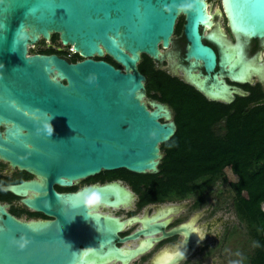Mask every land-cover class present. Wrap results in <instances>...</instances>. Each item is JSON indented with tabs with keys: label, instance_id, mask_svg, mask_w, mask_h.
<instances>
[{
	"label": "water",
	"instance_id": "95a60500",
	"mask_svg": "<svg viewBox=\"0 0 264 264\" xmlns=\"http://www.w3.org/2000/svg\"><path fill=\"white\" fill-rule=\"evenodd\" d=\"M206 4V0H0V125L5 126L0 130V158L42 178L10 188L16 194L34 190L23 201L52 217L25 222L0 205V264H101L118 257L120 250L112 240L120 222L94 213L86 218L79 191L60 193L53 183L69 185L101 170L158 171L160 144L174 134L176 125L159 121L162 115L169 117L165 105L147 108L142 100L146 77L137 64L142 53L160 59L159 44L168 46L176 20L183 15L187 57L200 59L213 70L217 55L203 43L199 31L200 25L211 24ZM221 6L231 32L262 40L258 61L264 66V0H221ZM52 33L59 34L61 44L72 45L82 59L72 62L55 53L28 52L29 44L49 40ZM105 54L121 68L93 57ZM201 90L218 98L206 87ZM45 122L53 128L50 137L43 130ZM94 187L102 191L106 204L130 197L115 183ZM21 234L29 239L23 249L11 243Z\"/></svg>",
	"mask_w": 264,
	"mask_h": 264
},
{
	"label": "flooded vegetation",
	"instance_id": "af4514ba",
	"mask_svg": "<svg viewBox=\"0 0 264 264\" xmlns=\"http://www.w3.org/2000/svg\"><path fill=\"white\" fill-rule=\"evenodd\" d=\"M215 20L216 18L211 17V24L208 27L204 25H200L199 27L203 43L210 46L217 55V64L213 70L208 71L200 59L187 57L186 51L189 42L183 32V25L185 23L184 16H179L177 18L176 23L181 21V26L180 29L177 30L175 24L172 39L168 46L159 44V49L162 52L159 60L156 61L152 58L155 63L154 67L158 70H162L173 79L189 85L210 101L231 103L235 101L237 97L250 93L251 89L245 87V84L253 86L259 82L264 90V83L259 79L257 71L249 68L250 72L248 76H246L247 78L245 77L246 80H237L235 78L238 77L234 75L237 74L236 72H238L240 68V62L237 60L234 64L236 67L230 72L229 68H232V65L223 58L224 51H226L225 49L227 47H231V45H240L242 61L257 66L258 57L263 50L262 40L254 37L244 38L239 34L231 32L227 25L226 18L225 25L229 30L227 34L218 32L216 29L213 30L211 29V25L215 23ZM226 35H228L231 41L226 39ZM259 48H262V50H259ZM57 49L61 50L59 48ZM103 60L111 63L106 59ZM221 61L222 64H220ZM111 64L114 65L113 63ZM119 68H121V66ZM203 87H206L209 92L222 89L223 94L222 96H218V98H211L201 90ZM160 97V91L154 88L149 89L145 85L142 100L147 108L149 110L157 109V103L165 105L169 111V117L162 115L159 117V121H172L175 123V114L171 104L168 101L162 100ZM221 124L222 123L219 122L214 126V130L217 133L223 132ZM4 129V124H1L0 130L3 132ZM114 170H101L94 175L75 179L69 185L53 183V188L57 192L64 194L78 192L86 186H102L113 183L118 184V186L130 192L128 200H123L118 202V204L112 205L104 203L102 207L94 212V214L102 215L105 219L107 217V221H109L108 218H115L117 219L116 221L121 224L116 232L117 235L112 240V243L119 248L120 254L118 257H116V255L112 256L101 264L163 263V261H166L162 256L163 249L167 246L182 242L185 234L191 232L193 228L203 229L205 225L198 223L200 216L217 213L210 212L211 204L210 200H207V192L213 185L208 187L202 194L192 193L180 199H165L163 201L150 200L143 203L144 190L142 188H144V183L141 182L139 184L142 190L136 189L132 185L130 178L124 173L117 171V169ZM32 179L42 181L40 176L29 173L17 166H12L8 161L0 158V205L12 216L21 221L51 220V216L36 211L23 201L25 196H31L36 193L34 190L27 189L25 194H16L10 188L12 185H17L23 181ZM112 198H114L113 195L110 196V199ZM184 199L192 200L181 205L173 204ZM182 206L187 207L190 211L202 207L203 212H182ZM168 207L173 208L168 210ZM164 209L165 212H161ZM233 213L236 218H238L236 212ZM239 221L241 220L239 219ZM214 224L215 223H210L207 225L206 230H204L206 233L205 238L199 241V243L197 234L194 232L189 233L185 244V247L187 246L188 248V252L185 254L186 258H180L174 264H203L201 260L202 255L209 252L212 246V244L206 240V237L211 232V228ZM174 229L175 231L172 232ZM106 248L107 247H105V249Z\"/></svg>",
	"mask_w": 264,
	"mask_h": 264
},
{
	"label": "trees",
	"instance_id": "16d2710c",
	"mask_svg": "<svg viewBox=\"0 0 264 264\" xmlns=\"http://www.w3.org/2000/svg\"><path fill=\"white\" fill-rule=\"evenodd\" d=\"M180 26L181 21H178L176 29ZM58 39V33L51 34L52 44ZM34 53H57L72 62L82 59L77 52L68 56L66 51L52 45ZM95 59H106L116 67L121 66L109 55ZM154 64L150 56L142 53L137 66L146 77L145 85L160 91V98L171 104L176 130L160 144L162 157L157 172L138 173L125 168L117 171L130 178L136 189L144 190L145 203L202 194L225 167H230L237 177L229 182L233 191L232 206L246 224L253 242L252 252L244 264H264V212L260 208L264 201V90L261 83L245 84L251 89L250 93L231 103L210 101L189 85L156 69ZM219 122L222 123L221 133L214 130ZM141 182L144 183L142 189Z\"/></svg>",
	"mask_w": 264,
	"mask_h": 264
},
{
	"label": "rangeland",
	"instance_id": "374dc122",
	"mask_svg": "<svg viewBox=\"0 0 264 264\" xmlns=\"http://www.w3.org/2000/svg\"><path fill=\"white\" fill-rule=\"evenodd\" d=\"M206 1L212 17L216 18L215 23L211 25V29H216L218 32L227 34L229 30L225 25L226 22L222 11L221 0ZM226 39L231 41L228 35H226ZM42 40L41 38L37 42L29 44L28 52L34 53L39 48L53 45L54 47L66 51L69 56L74 55L72 46L69 44H61L60 39L54 44L51 43L50 39H44V44ZM31 50L33 52H31ZM259 50H262V48H259ZM161 52L162 51H160V53ZM93 57L95 58L96 56ZM258 60H261L260 56ZM236 178V175L231 171L230 167L227 166L224 168L223 173L214 178L213 186L207 192V200H210L211 204L210 212L217 213L205 214L198 219V223L205 225L203 230H206L208 224L215 223L211 228V232L206 237V240L210 242L212 246L209 252L202 255L201 260L203 264H233V262L244 264L252 252L253 242L248 234L247 226L243 221H239L233 213L235 212L232 206L233 191L229 182L235 181ZM192 199L179 200L178 203L190 201ZM201 211L202 207L195 208L192 211L188 210L187 207L182 208V212ZM237 253H240V255L238 256Z\"/></svg>",
	"mask_w": 264,
	"mask_h": 264
},
{
	"label": "clouds",
	"instance_id": "9594fccd",
	"mask_svg": "<svg viewBox=\"0 0 264 264\" xmlns=\"http://www.w3.org/2000/svg\"><path fill=\"white\" fill-rule=\"evenodd\" d=\"M181 7H184V5H181ZM167 10V9H166ZM0 67H3V65H0ZM44 132L47 136H51L53 133V128L49 122L44 123ZM39 131V130H38ZM151 136H154L155 133H150ZM77 195L80 198V202L82 206L85 208L86 218H89L92 213H94L96 210H98L100 207H102L105 203L104 201V195L102 191L97 189L94 186H86L82 188ZM196 233L199 237V241H202L205 238V231L202 228H193L191 232L189 233ZM188 234H185L182 242H179L174 245L167 246L165 249L162 250V256L166 261H172L177 258L185 259V244L188 237ZM11 243L17 244L21 249H23L28 243L29 239L24 235L21 234L20 239L16 240L15 238H12ZM258 246V245H256ZM183 249V250H182ZM239 256L240 253H237ZM233 264H239V262H233Z\"/></svg>",
	"mask_w": 264,
	"mask_h": 264
},
{
	"label": "bare ground",
	"instance_id": "6f19581e",
	"mask_svg": "<svg viewBox=\"0 0 264 264\" xmlns=\"http://www.w3.org/2000/svg\"><path fill=\"white\" fill-rule=\"evenodd\" d=\"M206 14H208L210 16V19H211L212 15H211V12L208 10V5L207 4H206ZM214 38H215V36H214ZM225 50L226 51H224L223 58L226 61H229L230 62L229 64L234 65L237 60L241 61L240 68L238 69V72H236L237 74L234 75L235 77H238V79L241 78V80L246 79L247 78L246 76H248V73L250 72L249 68L250 69H254L255 71H257V73L259 75L264 77V75L261 74V71L264 69V66L262 65V63L260 61L258 62L257 66L254 65V64L248 63V62L244 63L242 61L240 45H236V46H232L231 45V47H227ZM160 55H161V53H160ZM209 94H211L214 97H218L220 95L222 96L223 92H222V89H221V90H215L214 92L210 91ZM226 95H227V93H226Z\"/></svg>",
	"mask_w": 264,
	"mask_h": 264
},
{
	"label": "built area",
	"instance_id": "2783aa9c",
	"mask_svg": "<svg viewBox=\"0 0 264 264\" xmlns=\"http://www.w3.org/2000/svg\"><path fill=\"white\" fill-rule=\"evenodd\" d=\"M71 46H72V45H71ZM72 51H73L74 53H76V51L74 50L73 46H72ZM68 56H69V54H68ZM260 208H261V210L264 212V201H262V202L260 203Z\"/></svg>",
	"mask_w": 264,
	"mask_h": 264
}]
</instances>
